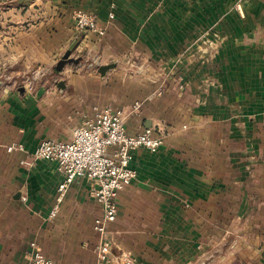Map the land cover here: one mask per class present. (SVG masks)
<instances>
[{
	"label": "crops",
	"instance_id": "1",
	"mask_svg": "<svg viewBox=\"0 0 264 264\" xmlns=\"http://www.w3.org/2000/svg\"><path fill=\"white\" fill-rule=\"evenodd\" d=\"M29 5L0 13V264H27L32 241L56 264L95 261L94 181L76 178L50 217L63 175L34 151L71 141L106 106L125 111L129 134L165 140L134 154L115 252L132 264H264V0ZM78 9L104 34L78 33ZM67 50L83 59L58 71ZM13 142L26 150L9 152Z\"/></svg>",
	"mask_w": 264,
	"mask_h": 264
},
{
	"label": "built area",
	"instance_id": "2",
	"mask_svg": "<svg viewBox=\"0 0 264 264\" xmlns=\"http://www.w3.org/2000/svg\"><path fill=\"white\" fill-rule=\"evenodd\" d=\"M73 22L78 33L104 34L96 16L85 10H75ZM95 64L97 61L90 63V66ZM141 105V102H136L134 110H139ZM164 142V136L154 135L150 128L139 134H129L125 111L106 106L97 109L94 119L78 126L71 141L45 139L35 149L36 158L55 161L63 175L50 217L57 214L76 178L84 177L95 183L92 195L102 204L103 212L95 220L94 228L100 240L95 247L96 259L92 264H132L129 253L115 252L118 245L110 226L119 214L120 191L137 178V170L132 165L136 150L143 147L156 151ZM7 150L25 151L26 147L13 142ZM27 264L56 263L38 249L36 241H32Z\"/></svg>",
	"mask_w": 264,
	"mask_h": 264
},
{
	"label": "rangeland",
	"instance_id": "3",
	"mask_svg": "<svg viewBox=\"0 0 264 264\" xmlns=\"http://www.w3.org/2000/svg\"><path fill=\"white\" fill-rule=\"evenodd\" d=\"M34 2H36V0H6L5 2L3 0H0V13L2 14L3 12H6V13L9 12V13L17 14L20 12L19 11L20 9L24 12L28 11L30 13L31 11H33L34 8H36V6H34V5L30 6L29 4L34 3ZM25 3H28V4H25ZM81 10H83V9H81ZM31 14H32V12H31ZM12 19H13L12 21L14 23L15 18H12ZM13 23H12V25H14ZM16 23H18V22H16ZM28 23H31L33 25L36 23V19L35 18L31 19L30 22H28ZM28 23L25 22V24L24 23L23 24L27 25ZM0 28H2L1 20H0ZM94 61H98L97 58L94 59ZM33 75H34L33 72H28L25 75L24 79L27 81L29 80V78L33 79L32 78ZM24 79H21L20 81L22 82V80H24Z\"/></svg>",
	"mask_w": 264,
	"mask_h": 264
},
{
	"label": "water",
	"instance_id": "4",
	"mask_svg": "<svg viewBox=\"0 0 264 264\" xmlns=\"http://www.w3.org/2000/svg\"><path fill=\"white\" fill-rule=\"evenodd\" d=\"M82 59H83L82 57H74L72 55V51L71 50H67L62 55V57L58 60V62L56 64V69L58 71H62L67 64H70V63L78 64V63H80L82 61ZM115 66L116 65L114 63L101 65L99 67V72L104 75L109 69H111V68H113ZM60 84H63V83H60Z\"/></svg>",
	"mask_w": 264,
	"mask_h": 264
}]
</instances>
